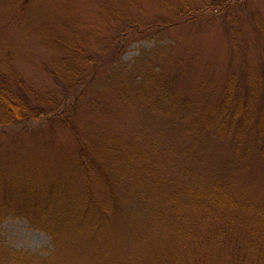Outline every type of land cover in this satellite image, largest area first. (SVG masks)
Masks as SVG:
<instances>
[{
  "label": "rangeland",
  "instance_id": "374dc122",
  "mask_svg": "<svg viewBox=\"0 0 264 264\" xmlns=\"http://www.w3.org/2000/svg\"><path fill=\"white\" fill-rule=\"evenodd\" d=\"M174 19L183 23L161 35L122 33ZM4 61L34 103L55 111L0 128V241L32 264H206V247L172 240L174 209L213 248L211 211L186 186L221 180L230 200L264 205V0H0L2 71ZM150 72L151 93L182 99L177 115L139 92ZM63 110L75 132L58 119ZM127 153L154 169L147 188L134 184L139 166ZM146 190L152 200L138 201ZM152 201L165 215L147 212ZM96 208L109 225L85 240L82 212ZM47 210L77 239L55 240Z\"/></svg>",
  "mask_w": 264,
  "mask_h": 264
},
{
  "label": "trees",
  "instance_id": "16d2710c",
  "mask_svg": "<svg viewBox=\"0 0 264 264\" xmlns=\"http://www.w3.org/2000/svg\"><path fill=\"white\" fill-rule=\"evenodd\" d=\"M115 18L116 17H114V19ZM182 23V20L175 19L166 25L164 23L162 24L160 21L158 24L149 23L147 25L140 22H133L122 33L126 36L132 31H137L144 37L148 35L145 33L149 29H154L156 33L155 35H161L162 32L171 28L173 29ZM4 63H6V61H4ZM4 65L6 69L5 71H2L3 64L0 63V128L7 127L15 123L24 124L32 120H39L41 117L49 116L51 113L55 112L54 110L48 112L43 102L39 99H37L34 103L27 91L23 89V83L16 75L17 73L14 69V64L9 62ZM150 75V80L144 77L140 83L139 92H142L141 95L143 98L148 99L152 105H155V102L158 103L159 106L163 105L160 107V109L162 108L160 110L162 113H172L177 115L176 113H179L181 111V107L184 106L182 99L178 98L176 95L168 96L166 94L167 92H164L163 90L160 95L157 94V92L154 94L151 93L152 90L151 87H149V84L153 83L157 79V75L153 72H150ZM58 119L63 121V124L67 128L75 132V128L71 125V120L65 111L61 113ZM217 119L218 118L214 117V119L209 122L208 127L216 125L218 123ZM224 125L225 122L221 123L219 128H217L222 132L223 130L227 131V128H225ZM185 151L187 152V150ZM83 152H85V149L81 146V153L83 154ZM126 155L127 161L139 166L138 169H134L133 176L136 177L134 184L138 187L147 188L150 185L149 182H151L152 178L154 179V176L156 175L154 169L141 163V160L144 159L142 156L131 153H127ZM145 169L147 172H145ZM205 183L207 184V180H205ZM182 193L189 196H201V201L205 207L209 208L211 211L210 214L207 213L205 219L210 223L215 222V228L217 229L214 235H211L210 231L207 233L208 238L209 236L213 238V248H211L209 252L207 245L204 246L203 244L198 243V236L195 233H191L190 227H180L179 221L176 223L178 216H180L178 215L180 212L177 211L178 213L176 214L173 209L175 215H171L170 218L172 224L171 227L173 226V230H175V232L172 230L171 233L173 234L172 240L175 241V244H185L184 246L186 247L189 245L192 247L191 244H193V248L199 251L206 247V251L209 254V260H205L206 264H228V257H226V255L222 252L227 251V249H225L226 247H228L230 251L234 250L236 252L230 256V259L234 258L235 264H264V205L258 206L254 209L250 208L247 202L240 203L238 199L230 200L228 186L223 184L221 180L209 184V186L203 184L201 185V188L199 187L195 190L192 189L189 184L186 186L185 190L182 191ZM151 196L152 194L146 190L145 194L138 195V201L151 199ZM152 204L153 201L151 204H144L148 206V213L155 212L165 215L163 210L156 208ZM173 204H175V201H173ZM209 205H211V208ZM98 209L96 208L94 210L82 212L81 220L86 227L84 231L87 232L86 236L83 237L85 240L102 238L109 225V212H107V209L101 212H98ZM247 209L255 211L250 215V213L247 212ZM27 210L29 213H33L35 209L33 207H29ZM139 212L142 213L143 209L140 208ZM83 215L87 216V221H83ZM40 216L42 217L44 223L52 222L53 220L52 227H48L45 230L48 231L55 240H57L59 235H62L63 239L66 238L67 241L77 239L78 235L72 236L68 233L67 225L65 224L66 220L62 214L52 210H47L45 213L41 211ZM180 221L183 225V220ZM236 228L239 230V234H236ZM240 229L242 231H240ZM227 236H232L229 243L226 242V240H228ZM87 237L88 239H86ZM1 244L2 242L0 241V264H32L33 259L28 254L15 252L10 248H4ZM188 248L191 249L190 247ZM63 254L64 251H60V256L58 255L57 257H61ZM65 257L66 256L64 255L63 258ZM53 264H58V261Z\"/></svg>",
  "mask_w": 264,
  "mask_h": 264
}]
</instances>
